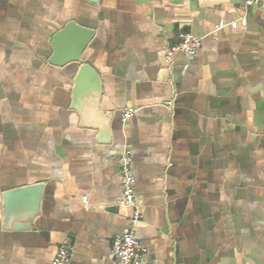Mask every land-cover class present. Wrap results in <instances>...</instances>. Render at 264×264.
<instances>
[{"label":"crops","instance_id":"1","mask_svg":"<svg viewBox=\"0 0 264 264\" xmlns=\"http://www.w3.org/2000/svg\"><path fill=\"white\" fill-rule=\"evenodd\" d=\"M71 21L94 31L84 58L101 78L106 135L82 125L74 64L49 63ZM182 33L202 47L171 64ZM128 108L138 112L124 121ZM126 151L144 264H264V10L245 0H0V264H51L63 244L69 264H117L112 241L132 216L120 206ZM39 185L32 222L5 228L4 195ZM33 204L14 199V214L28 219Z\"/></svg>","mask_w":264,"mask_h":264},{"label":"water","instance_id":"2","mask_svg":"<svg viewBox=\"0 0 264 264\" xmlns=\"http://www.w3.org/2000/svg\"><path fill=\"white\" fill-rule=\"evenodd\" d=\"M93 35L94 31L79 25L75 21L67 23V25L56 32L52 38V47L54 51L53 55L49 58V63L59 67L74 64V68L77 69L74 89L77 105L75 107L81 116L82 122H84L82 125L98 129L102 135H106L108 134L110 126H108V120L101 115L99 109L101 103L100 99L103 93L101 78L94 66L86 62L84 58V52L92 40ZM85 95L91 98L90 109L82 107V97ZM41 191L42 185H39L27 187L26 189L13 191L4 195L5 228L10 229L15 226V224L32 222V219L39 212ZM22 196H33L34 204L31 206V212L26 220L20 219L13 211L14 199H18Z\"/></svg>","mask_w":264,"mask_h":264},{"label":"built area","instance_id":"3","mask_svg":"<svg viewBox=\"0 0 264 264\" xmlns=\"http://www.w3.org/2000/svg\"><path fill=\"white\" fill-rule=\"evenodd\" d=\"M248 8H258L264 10V0H245ZM245 23V20H243ZM202 38L190 33H182L180 41L166 52V60L172 64L176 55L182 54L189 60L198 57L202 47ZM168 108L172 103L166 105ZM138 112L137 108H128L123 112L124 121H128ZM120 169L122 175V186L124 198L120 203L121 207L129 208L132 211L129 229L123 235L116 236L112 241V253L117 259V264H144L142 259L143 245L136 237V231L142 222V213L139 201L136 196V177L133 170V157L126 151L120 157ZM86 200V199H85ZM71 248L68 244L59 247L57 254L51 264H69L71 260Z\"/></svg>","mask_w":264,"mask_h":264}]
</instances>
